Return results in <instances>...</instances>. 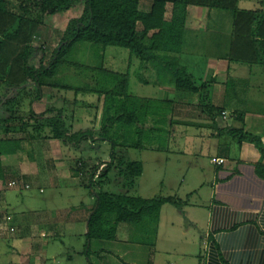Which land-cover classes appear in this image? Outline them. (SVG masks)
Listing matches in <instances>:
<instances>
[{
    "label": "crops",
    "instance_id": "0c3cea01",
    "mask_svg": "<svg viewBox=\"0 0 264 264\" xmlns=\"http://www.w3.org/2000/svg\"><path fill=\"white\" fill-rule=\"evenodd\" d=\"M153 1L144 9L141 0V11L150 12ZM241 2L252 8H243ZM239 9L261 10V0H240ZM172 11L173 5L167 4L168 22ZM232 31L230 12L187 8L183 50L174 59L198 86H208V102L203 101L201 94L177 90L167 80L156 83L146 79L148 74L159 77L163 72L142 65L140 60L137 63L140 85L153 87V91L147 97L129 94L142 103L153 102L154 107L167 105L168 138L181 146L175 148L178 163L169 173L168 186L162 185V191H168L162 198H175L183 203V208L163 206L155 235L149 229L120 224L115 241H93L86 256L87 221L95 203L93 193L90 201L79 200L68 207L49 204L43 211L18 206L15 196L22 194L24 187L11 189L9 184L15 180L29 186L41 180L53 182L55 188L61 178L59 173L71 172L72 182L76 180L73 169L66 167V160L75 149L52 139L48 127L39 135H25L21 131L30 125L25 126L20 116L21 125L15 127V117L12 118L9 138L20 142L21 151L4 158L6 179L0 182V264H264V180L256 172L264 160L255 146L240 145L227 133L231 129L244 130L260 137L264 144V67L230 61ZM53 83L54 87L43 88L39 101L11 91L18 105L24 100L29 102L22 112L35 115L31 126L45 123L61 110L73 132L100 129L104 97L91 90L73 91L72 87L56 82V78ZM69 92L77 93L74 100L68 97ZM208 104L219 109L220 116L209 114ZM11 109L10 114L15 116L16 111L12 106ZM50 109L55 111L48 113ZM240 116L243 122L238 120ZM152 118L151 123L155 120ZM87 145L82 150H87ZM216 160H224V164L218 166ZM139 161L143 164V177L146 160ZM136 186L128 193L130 196L155 198L143 196L144 190L143 194L134 193ZM125 192L123 189L121 194ZM5 216L12 218L9 227L14 232L6 230L2 221Z\"/></svg>",
    "mask_w": 264,
    "mask_h": 264
},
{
    "label": "trees",
    "instance_id": "16d2710c",
    "mask_svg": "<svg viewBox=\"0 0 264 264\" xmlns=\"http://www.w3.org/2000/svg\"><path fill=\"white\" fill-rule=\"evenodd\" d=\"M239 1L154 0L150 12L144 13L140 9L141 0H0V85L18 92V95L39 101L43 88L54 87L53 82L59 68L73 47L76 44H89L103 49L116 47L128 50L142 65H151L165 73V76L161 73L160 77L167 79L177 90L194 95L201 94L203 101L208 102V86H198L194 78L184 68L179 67L174 59L183 50L187 8L196 6L230 12L233 16L230 61L264 67V0H261L262 9L258 11L239 9ZM169 3L173 5L170 22L165 20L166 6ZM77 9L80 10V17L69 21L52 57L49 60L43 57L36 65L34 58L37 51L33 47V40L40 27L48 18L68 17ZM101 70L104 71L103 66ZM111 76L117 82L115 91H95L98 96L105 98L100 129L73 132L66 125L61 110L56 111V117L34 126L38 135L48 127L52 139L61 141L76 151L82 152L84 144L95 148L98 143L103 142L111 145L110 159L106 165L99 163L87 170L90 168L87 166L89 164L81 159L78 160L81 166L73 169L77 179L85 175L84 173H90L87 182H83L82 186L93 192L95 198L87 221L84 251L86 256L89 255L93 241H115L120 224H129L141 230L149 229L155 235L163 206L174 205L180 210L183 208V203L172 197L149 200L128 194L142 177L143 164L118 156L116 149L123 147L142 151L145 148L140 143L116 144L112 135L116 134L121 139L133 135L141 137L150 132L151 136L146 139L160 141L158 135L162 131L160 126L163 122L168 138V110L167 105L154 107L153 102L142 103L131 97L128 75L111 73ZM14 100L16 97L4 104L3 109L6 112L11 113ZM206 108L209 114H221L219 109L209 104ZM54 111L50 109L48 113ZM29 117L34 119L35 115L31 112ZM152 117L155 118L154 124L151 123ZM12 118L0 120L1 183L6 179L5 156L21 151L20 142L11 141L9 138ZM237 118L243 122L242 116ZM129 130L132 132H128ZM227 133L240 145L249 143L255 146L264 160V144L260 137L245 133L244 130L231 129ZM103 166L105 169L100 171ZM113 171L122 180L123 189L126 191L123 194L103 190L104 183ZM256 172L264 180L263 164L256 167Z\"/></svg>",
    "mask_w": 264,
    "mask_h": 264
},
{
    "label": "rangeland",
    "instance_id": "374dc122",
    "mask_svg": "<svg viewBox=\"0 0 264 264\" xmlns=\"http://www.w3.org/2000/svg\"><path fill=\"white\" fill-rule=\"evenodd\" d=\"M13 1L16 2V0ZM142 4L145 7L144 9H146L150 6L151 2L150 0H142ZM243 4L244 3L241 2V6L243 8H252L249 6L245 7ZM79 17L80 10L77 9L66 18L56 17L52 19L48 18L46 20L45 24L40 27L36 33V37L33 40V47L37 51V55L34 58V63L36 65L39 64L43 57H45L46 60H49L52 57L54 50L59 46L61 36L65 31L69 21ZM137 63H139V60L136 57L131 56L130 52L125 49L116 47H108L103 49L99 46H93L89 44H76L66 57L64 64L59 68V72L56 76V82L62 86L72 87L73 91L91 90L95 92L110 90L113 92L115 91L114 87L117 86V82L114 78H112L111 73L116 72L130 76V94H134L135 96L145 94L147 97L149 92L152 93L153 87L150 88L140 85V70L138 69ZM101 66H103L104 71L101 70ZM146 79L152 81L154 80L156 83L160 80H167L164 77H158L157 75L152 74H148ZM13 95L14 93L8 90L7 87L0 85V120L8 119L9 117H15L13 125L15 127H19L21 124L18 122L19 117L21 116V118H23L22 121H25V124L30 125L28 126V129L24 131L22 130L21 132L23 134L25 133V135H36L37 132L34 129L35 124H33L34 126H31L30 124L34 119H28L29 113L25 114L22 112L29 104L27 100L22 101L23 98H21L20 100L22 103H20V105L17 104L16 100L13 101V111H16L17 113L15 116L14 114L5 112L3 109L4 104L7 101H10L14 97ZM76 95V92L68 93V97L73 100L75 99ZM161 124L162 125L160 126V129H162V131L159 132L160 136L158 135L160 141L152 142L146 139L147 136H151L150 132L148 134L145 133V135H142L141 137L138 135H133V137L126 136L127 138L121 139L118 138L116 134L112 135V139L116 144L120 143L123 145H131L132 143H140L145 148V150L139 151L135 149H124L123 147H119L116 149V152L118 156L126 157L132 162L146 160L145 174L142 178L136 181L137 186L134 193L136 192L140 194L141 191L144 190L146 193H141L143 196H155V198H161L162 196L168 194L167 190L162 191V185L168 183L169 173L174 171V166H177L178 162H176L175 148H181V146H178L179 142H170L169 138L166 137L168 134L165 131L166 126L163 125V122H161ZM118 128H120V126H118ZM139 128L142 129V127ZM128 132L132 131L129 130ZM17 134L21 133L18 132ZM93 147L94 146L92 145H87V150H83L82 152L71 150V156L66 160V167L70 166L72 169H77L76 167H79L78 160L81 159H84V161L87 160L86 163L89 164L87 165L88 167L97 166L99 163H104V165H106L105 163L108 162L105 161L110 159L111 145L109 143L103 142L98 143L97 148ZM152 149L159 150V153H153L151 151ZM66 154H69V151H66ZM153 158L154 161L152 160ZM89 159L94 161H88ZM91 167L87 170H90ZM104 169L105 166H103L100 171H103ZM59 174L61 178H59L56 188L54 187L55 184L53 182L49 181L50 183H47L42 180L37 181L33 186L30 185V190H23L21 192L22 194H17L15 196L16 204L20 207L27 206L31 209H35L37 207L38 210L41 208V210L44 211L47 210V205L49 204H59L63 207H68L79 200H85L88 202L90 199H93V195L91 194L90 190L82 186L83 182H87L90 173H84L85 175L79 176L78 179L74 175L76 180L73 179V182L70 178L71 172L70 174H67L66 172ZM119 179L120 178L117 177L115 173L111 172L107 179L108 181H106L103 185V190L114 194H121L123 189ZM145 188L148 189L146 190ZM40 189L43 191L42 193H40ZM32 211L34 212L36 210H30L28 212Z\"/></svg>",
    "mask_w": 264,
    "mask_h": 264
},
{
    "label": "built area",
    "instance_id": "2783aa9c",
    "mask_svg": "<svg viewBox=\"0 0 264 264\" xmlns=\"http://www.w3.org/2000/svg\"><path fill=\"white\" fill-rule=\"evenodd\" d=\"M215 164L218 165V166H221V165L224 164V160H216V161H215ZM79 166H81V164H80ZM9 187H10L11 189H15V190L19 189L20 187H24V190H26V191H27V190H30V188H31L29 185H24L22 182H20V181H16V180L13 181V182H11V183L9 184ZM92 193H93V192H92ZM2 221H3V223L6 225V230H7V231L14 232V229L9 227V225H10L11 222H12V218H11V217L5 216V217H3ZM2 229H3V228H2ZM6 230L3 229V231H6Z\"/></svg>",
    "mask_w": 264,
    "mask_h": 264
}]
</instances>
